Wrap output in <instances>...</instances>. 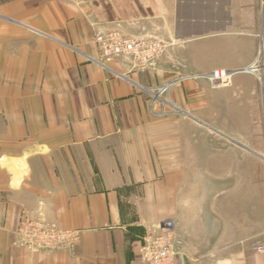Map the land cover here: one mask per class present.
Returning <instances> with one entry per match:
<instances>
[{
	"label": "crops",
	"instance_id": "obj_1",
	"mask_svg": "<svg viewBox=\"0 0 264 264\" xmlns=\"http://www.w3.org/2000/svg\"><path fill=\"white\" fill-rule=\"evenodd\" d=\"M113 30L175 45L145 72L102 66L94 37ZM260 51L264 0H0V147L74 170L3 196H47L43 219L78 234L32 252L14 211L2 264H146L139 246L165 219L172 264H264V72H245ZM215 70L227 86L202 78ZM205 180L209 205L191 204Z\"/></svg>",
	"mask_w": 264,
	"mask_h": 264
},
{
	"label": "built area",
	"instance_id": "obj_2",
	"mask_svg": "<svg viewBox=\"0 0 264 264\" xmlns=\"http://www.w3.org/2000/svg\"><path fill=\"white\" fill-rule=\"evenodd\" d=\"M94 42L100 55V59L96 61L98 64L105 66L120 58L129 64L130 70L138 72L153 69L156 63L166 56L168 49L175 45L173 42L167 43L154 37H131L117 30L97 33ZM245 72L263 74L264 55L261 51ZM231 74L227 70H215L203 78L208 79L212 87L219 88L229 84ZM166 90L167 86H162L156 90V94L150 93L151 106L160 104V114L165 113L164 106L170 105L161 98ZM22 226L24 228L18 234V243L32 252H51L78 238L76 232L64 230L55 224L36 221L27 226L23 223ZM155 227L142 239L139 246L140 257L146 264H172L174 224L171 220H166ZM253 250L264 255V234L254 244Z\"/></svg>",
	"mask_w": 264,
	"mask_h": 264
},
{
	"label": "rangeland",
	"instance_id": "obj_3",
	"mask_svg": "<svg viewBox=\"0 0 264 264\" xmlns=\"http://www.w3.org/2000/svg\"><path fill=\"white\" fill-rule=\"evenodd\" d=\"M162 100L166 102L165 98H162ZM157 107L161 108L160 104H157ZM164 108H165V113H166L168 111V106H164ZM169 110L172 111L173 109H169ZM164 114H160V115H164ZM1 128H3V122L0 120V129ZM9 149H10L9 146L0 147V158L2 156H5L11 159L12 158L13 159L23 158L24 162L26 161V154H23V155L11 154V152H9ZM54 159L55 158H52L53 164L50 162V159H48L47 164H45V161H42L41 159H36V160L34 159L32 168H28L25 162L27 172L23 176L20 185L16 188L10 185L11 174L5 168H1L0 166V264H2V259L4 256L6 243L7 241H9V236H10L9 235L10 234L9 224L12 221L11 217L13 216L14 211L17 212V215H19L17 226L13 232L15 236L14 241H15L16 246L20 247L18 243V238H19L18 234L20 230L24 228L22 226L23 223H25V226H27L30 223L36 222V221L50 224V223H47L43 219L41 213L39 212L40 205L44 201V199L46 200L48 198L47 196H37V197L36 196H3V194L9 193V192L13 193L14 191L17 192L21 190V188L28 187V186L49 187L50 185L48 184L52 182V179H51L52 177L57 182L59 181L60 184L64 183L67 178L68 173L73 174L74 170L66 168L67 159L65 157V154H59L57 156V159H55V161ZM90 163L92 165L91 177L94 178L98 176V173L100 172V170L96 168L95 162L92 161ZM75 165L80 167L82 165L81 159L76 160ZM76 171L77 170H75V172ZM190 171L193 172V170H190ZM51 172H52V175H51ZM80 172H82V169H80ZM192 177L194 179L193 175ZM205 181H208V182L204 183V185L202 186V193L204 195L202 201L199 200L200 197L193 198L195 200H192L191 204L200 203V204H203V207L205 205H209L210 198L205 197V196H210L211 186L209 184V180H205ZM8 189H9V192L7 191ZM188 198H192V197L188 196ZM163 221H166V219ZM175 226L176 224L174 225V229H173V248H174V240L180 239L179 233L175 231V228H176Z\"/></svg>",
	"mask_w": 264,
	"mask_h": 264
},
{
	"label": "bare ground",
	"instance_id": "obj_4",
	"mask_svg": "<svg viewBox=\"0 0 264 264\" xmlns=\"http://www.w3.org/2000/svg\"><path fill=\"white\" fill-rule=\"evenodd\" d=\"M1 168H6L12 174V186H19L23 176L26 173L24 159H11L8 157L0 158Z\"/></svg>",
	"mask_w": 264,
	"mask_h": 264
}]
</instances>
